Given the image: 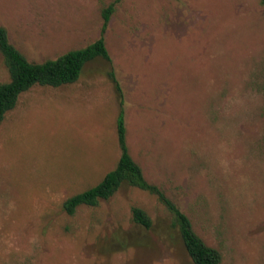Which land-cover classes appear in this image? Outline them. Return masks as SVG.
Segmentation results:
<instances>
[{
    "label": "rangeland",
    "instance_id": "obj_1",
    "mask_svg": "<svg viewBox=\"0 0 264 264\" xmlns=\"http://www.w3.org/2000/svg\"><path fill=\"white\" fill-rule=\"evenodd\" d=\"M115 1L0 0V26L28 61L101 37L111 58L89 62L76 83L33 87L0 123V264H194L174 216L138 188L63 209L116 167L121 110L146 180L221 264H264V4L120 0L103 33Z\"/></svg>",
    "mask_w": 264,
    "mask_h": 264
},
{
    "label": "trees",
    "instance_id": "obj_2",
    "mask_svg": "<svg viewBox=\"0 0 264 264\" xmlns=\"http://www.w3.org/2000/svg\"><path fill=\"white\" fill-rule=\"evenodd\" d=\"M120 0L107 6L103 12V33L106 31L116 5ZM264 4V0H261ZM0 53L9 73V81L0 84V123L18 104L20 96L35 86L59 88L76 83L85 66L98 58L110 61L104 37L83 49L72 50L56 60L32 63L9 41L7 30L0 26ZM115 88L120 91L114 74ZM117 135L120 158L116 167L107 173L100 183L67 199L63 205L68 215H74L82 206L97 207L101 201L111 199L123 186H131L155 196L174 216L175 226L194 264H221L222 254L208 246L195 232L189 217L184 214L167 195L156 185L149 183L141 166L132 158L127 144V130L123 110L117 119ZM134 223L150 229L152 220L146 211L132 208Z\"/></svg>",
    "mask_w": 264,
    "mask_h": 264
}]
</instances>
